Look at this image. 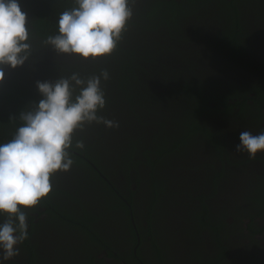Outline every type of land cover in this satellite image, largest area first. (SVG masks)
I'll return each instance as SVG.
<instances>
[{
	"label": "flooded vegetation",
	"instance_id": "1",
	"mask_svg": "<svg viewBox=\"0 0 264 264\" xmlns=\"http://www.w3.org/2000/svg\"><path fill=\"white\" fill-rule=\"evenodd\" d=\"M67 1L70 3H65L66 6L59 4ZM166 1L174 9H171ZM18 3L22 11L27 13L28 24L35 22L41 13L50 16L56 23L60 13L73 7V0H18ZM162 16H167L171 20L169 26L165 25L170 20L165 23L159 20ZM236 17L240 18L242 28L238 29V32L247 34V37L243 36L247 52L245 56L237 55L234 63L230 62L228 54L220 52L218 48L222 46L219 36L228 24L232 25V22L226 19ZM173 19H176L175 23ZM182 19L187 20L180 22ZM127 29L121 47L125 51H136L141 59L151 54L157 63L151 64L153 71L152 74H148L155 77L152 79V92L165 93L168 90L163 79L165 77L173 79L185 76L219 82H229L233 79L234 82H238L239 87L247 88L248 94L245 92V96L248 104L252 106L250 110L254 109L257 113L247 114L248 117L233 118L232 121L227 119L224 126L218 128L220 134L216 133L222 136L220 152L213 144L208 143L203 149L201 141H196L197 143L173 157L166 171L156 177L162 182L164 179L163 183L168 188L166 191L169 192L165 195L161 193L157 197L158 200L155 202L157 205L152 203L155 210H166L169 215L168 218L165 215L161 221V238L157 243L154 240L155 234L153 236L151 233L149 237L147 235L152 226L149 214L156 218L154 213L149 212L147 205L150 197L155 201L156 191L157 193L161 191L150 189L151 179L147 166L141 165L142 168L138 172L135 170L125 172L117 158L122 152H127L125 147L129 148L132 144L128 138L134 140L136 144H144L140 140V135L134 132L133 123L138 128L139 123L146 122L142 132L146 140L144 147L147 150L157 146L162 139L160 136L157 137L160 133L162 136L167 134L166 137H170L175 131L176 121L180 118L179 109H175L176 102L162 103L154 108L156 112L154 109L149 110L155 112V115L147 112L131 120L123 114L122 103L116 107L110 104L109 109L111 111L112 106V111L109 114L103 112L102 117L118 122L119 126L107 127L103 123L93 122L90 128L93 136L101 134L100 139L111 137L119 147L115 148L112 145L103 147L105 151L102 155L101 169L87 159L100 181L110 186L105 187L96 177L90 179L87 173L76 172L81 166L74 171L54 174L52 177L54 184L66 186L65 191L68 193H79V197L99 213L103 211L102 203L110 201L113 195L129 205L137 243L132 250L133 237L130 231L113 217L120 213L119 210H112L103 220L111 234L104 235L111 240V245L118 252L114 253L115 259L110 258L105 251L101 252L98 257L104 259L105 264H118L119 258L128 257L129 255H126L128 253H132L130 262L137 264H201L209 261L210 264H264V150L258 152L255 159H250L247 153L236 151L241 132L250 131L253 135H258L264 131V122L259 124L258 120V116L264 115V103L260 106L257 100L260 97L258 92L264 95V0H196L192 6L189 2L183 4L182 0H135L133 16L127 24ZM30 43L31 55L22 66L15 69L3 66L5 79L15 75L22 78L25 87L23 89L27 90L29 100L33 95L39 96L37 86L35 85L34 90L31 88L37 81H55L61 77H70L73 73L87 79L91 68L102 67L103 71L105 68H112V65L105 61L110 55L89 57L87 60L76 55L66 56L58 53L50 55V51L54 49L39 40H34L33 35L30 37ZM93 59L96 60V64L90 62ZM147 59L151 58L144 60ZM142 65L147 70L148 64L143 62ZM183 69L186 72H183ZM158 70L167 75L161 76ZM237 100L235 99V103ZM34 105L35 103L28 105L25 111ZM105 109L106 107L103 111ZM109 109L107 108V111ZM236 111L239 115L240 110ZM17 128L18 125L5 126L3 130L15 134ZM103 128L104 132L98 133ZM210 128L216 129L217 126ZM131 192L134 193L133 205H130L127 199ZM57 198L53 200L56 201ZM62 198L71 204L64 196ZM203 208L208 210L209 213L205 210L207 217L214 226L201 230L202 225H198V218L205 215L204 212H200L199 216L198 212ZM30 214L38 217L36 213ZM47 217V214H42L35 220L36 223L42 221L43 228L40 236H36L34 241L37 246L42 247L46 245L45 242H49L47 238H52L49 243L59 247L60 242L69 237L64 239L62 236L65 235L56 236L50 234V230L46 231L44 222ZM220 220L226 223L225 228L218 224ZM218 226L221 228L218 229ZM142 236H146L144 244L141 243ZM151 241L155 244L151 245ZM65 251L62 254L58 250L50 255L56 256L61 253V257H64L63 263L78 255L72 252V249ZM121 264H126L125 260H121Z\"/></svg>",
	"mask_w": 264,
	"mask_h": 264
},
{
	"label": "trees",
	"instance_id": "2",
	"mask_svg": "<svg viewBox=\"0 0 264 264\" xmlns=\"http://www.w3.org/2000/svg\"><path fill=\"white\" fill-rule=\"evenodd\" d=\"M182 1L183 4L189 2V5L192 6L196 0ZM65 3L70 2H60L59 4L66 6ZM167 4L171 9H174L169 3ZM179 6L183 7V5ZM159 20L162 23H165L170 19L167 16H162ZM184 20L187 19H182L180 22ZM226 20H230L232 25L228 26V24V27L226 26L224 28L225 31L219 36L222 46H220L218 50L222 53L228 54V56H230V62H234V58L237 57V55L245 56V53L247 52L246 46L243 43V36L247 37V34L244 32H238V29L242 30V28H240V18L236 17L235 19L230 18ZM32 21H34V19ZM172 21L175 23L176 19H173ZM170 24L171 20L168 21V24L165 26H169ZM28 26L31 35H33V39L36 41L39 40L41 43L47 38V36L58 34V21L55 23L50 16L43 13L38 16L35 22ZM126 32L123 33V39L125 35H127ZM123 39L113 53L110 54L109 59L105 60L110 66L112 65V68L104 67L109 73L108 80L105 81L101 78V88L105 93L106 109L104 111L103 109L99 110L97 115L102 116L103 112L109 114L112 111V106L116 107L118 104L120 106V103L123 104V114H126L129 120L134 117L139 118L143 113L147 112L155 115L156 111L154 108L160 106L162 103L172 104L176 102L177 106L175 109H179L180 118L176 121L174 133L170 137H166L167 134L162 136L160 133L157 137L160 136L162 139L156 147L153 146V149L147 150L144 147L146 140L142 128L146 125V122L139 123L140 126L138 128H136L134 126L135 123H133L134 132L140 135V140L143 141L144 144H136L134 140L128 138L127 140L132 144L129 148L125 147L127 152H122L117 158V161L122 167H124L123 169L125 172L129 170H135L138 172L142 168L141 165L147 166L149 177L151 179L150 189L161 191L160 193H157L156 191V195L154 196L156 197L155 201L153 200V197H150L151 199L148 200L149 203L147 205L149 212L156 215V218H153L152 215L149 214L151 218L149 219V222H151L150 224L152 226H150L147 235L149 237L151 233L153 236L155 234L156 236H154V240L157 243L161 238V221L165 215H167V218L169 215L166 210H155L152 207V203L157 205L155 203L158 200L157 197L161 193L165 195L169 192L166 191L168 188L167 185L163 183L164 179L162 182L158 178L156 179V177H158L161 172L166 171V168L170 164L169 161H171L173 157L179 153L181 154L183 150L195 144L196 141H201V147H203V149L204 146H207L209 143L213 144L215 146L214 148L220 152L219 146L221 145L220 141L222 136L216 133L218 132V128L223 127L227 119L232 121L233 118L238 119L237 117L241 116L248 117L247 114L257 112H255L254 109L250 110V107L252 106L248 104L247 97L245 96L247 88H243L244 86L239 87L238 82H234L233 79L229 82H219L204 81L194 77L190 78L185 76L173 77V79L171 77L172 80L165 77L163 79L166 81L165 86L168 90L165 93L157 91L152 92L151 84L153 83L152 79L155 77H150L148 74H152L153 71V69H151V64L157 65L154 61L155 58H153V55L148 54L141 59L138 57L136 51H125L123 47H121L123 44L120 45ZM146 58L151 59L144 60ZM101 59L104 62V59ZM90 62L95 63L96 60L93 59L90 60ZM143 62L148 64L147 70L143 66L144 64L142 65ZM89 71L88 75L99 76L103 70L101 67L99 69L91 68ZM158 71L161 76L167 75L161 70ZM182 71L186 72L184 69ZM88 75L86 76L87 78L90 77ZM36 84H32V90H34ZM23 88L25 89L24 81H22V78L17 75L9 79L3 78V80L0 81V144L8 142L14 136V134H10L11 132L9 133L8 131L3 130V127H14V125H18V127L21 126L19 119L20 114L25 112L28 105H31L32 103H35L36 105L42 98L39 93V96L33 95L31 100H29L27 90L24 91ZM78 90L79 89L77 88V92ZM241 91L242 93H240ZM254 92L257 93L258 91ZM120 93L122 96H120ZM258 93L260 97L257 100H259V104L262 106L264 103V95L262 92L261 94L260 92ZM235 99H238L236 103ZM240 99L242 101H240ZM110 104H112L111 111L109 109ZM107 108L109 111H107ZM152 109H154L155 112L149 111ZM237 109L240 110L239 115H237ZM263 118V114L258 116V120H260L259 124L264 122ZM214 126H217V128H210ZM104 130L105 128L98 133H103ZM163 132L164 131H162V133ZM100 137L101 134L95 136L92 135L90 125H87L85 129L75 133L73 137V146L69 149L73 160V164L69 171H74V169L77 170V168L81 166L76 172L87 173L90 179L96 177L100 181L97 172L93 169L92 164L89 163L87 159L101 169L100 164L103 163L102 155L105 151L103 147L109 145H112L115 148L119 147L118 144L114 143V140L111 137L108 139H100ZM78 141L83 142V149L75 146ZM52 177L50 179L52 191L49 195L42 198L41 202L34 208L24 209L27 215L28 239L20 244V254L8 261L0 259V264H105L104 259L98 257L101 252L105 251L110 258L114 259L116 257L114 253L118 252V250L111 245V240H108L104 235V233L111 234L110 230L108 228L106 229L103 220L109 216V213L112 210H119L120 213L113 217L123 224L124 228L130 231L133 237V250V247L137 243V238L130 216L131 210L126 202L118 196L113 195V198H110V201L102 203L104 206H101L103 211L99 213L90 206L89 203H86L81 199L79 193H68L65 191L66 186L54 184L55 182H53ZM102 184L105 187L110 186L106 182H103ZM128 187L130 189L131 184H129ZM132 195H134L133 192H131V195L127 198L130 205H133ZM63 196L69 200L71 204L67 203L62 198ZM55 198H57L56 201L53 200ZM41 209H45V211H42ZM201 210H199L198 215L200 216V212H204L203 215H205L198 218V225H202L201 230L214 226L213 222L207 217L206 211L208 212V210L206 208ZM30 213H36L38 214V217L33 216ZM42 214L48 215L44 222L46 231L50 230V234L56 236H59L60 234L65 235L62 236L64 239L65 237H69V239L67 238L63 241L59 240L61 241L59 247H55L52 243H49L52 241V238H47L49 242H45L46 245L42 247L37 246L35 243V237L40 236L43 228V222L36 223L35 220ZM6 218V214L0 213V223H3ZM218 224L223 225L224 228L226 227V223H224L223 220H220V223ZM217 228L220 229L221 227L218 226ZM121 229L123 230V228ZM139 229L140 228H138V230ZM218 229L215 230L216 233ZM145 239L146 236L141 237L142 244L145 243ZM43 241H46V239H43ZM155 242L151 241V245L155 244ZM65 249H72V252H76L78 255L70 258V261L66 263H63L64 257H61V253L56 256L50 255V253L57 252L58 250L63 254ZM65 253L68 255L66 251ZM126 255L129 256L124 257V259L119 258L120 261H118V264H121V260H125L126 264H137L130 262L129 260L132 253ZM133 260L135 261V259ZM210 263L211 261L203 262L201 264Z\"/></svg>",
	"mask_w": 264,
	"mask_h": 264
},
{
	"label": "clouds",
	"instance_id": "3",
	"mask_svg": "<svg viewBox=\"0 0 264 264\" xmlns=\"http://www.w3.org/2000/svg\"><path fill=\"white\" fill-rule=\"evenodd\" d=\"M134 4L135 0H73V7L59 15L58 34L47 36L43 43L58 54L85 60L110 55L127 31ZM28 25L18 0H0V81L3 66L15 69L31 55ZM101 78L109 79L107 70L87 79L73 73L55 81H37L42 98L20 114L22 125L12 139L0 144V213L7 215L0 223L3 261L17 257L18 246L28 239L24 209L34 208L49 195L54 174L70 170L75 133L93 122L119 126L97 115L106 104ZM239 139L236 151L250 159L264 150V131L258 135L243 131ZM75 146L83 149L84 144L78 141Z\"/></svg>",
	"mask_w": 264,
	"mask_h": 264
},
{
	"label": "rangeland",
	"instance_id": "4",
	"mask_svg": "<svg viewBox=\"0 0 264 264\" xmlns=\"http://www.w3.org/2000/svg\"><path fill=\"white\" fill-rule=\"evenodd\" d=\"M53 53H57V52L55 50L50 51V55H53ZM65 55L68 56L67 54H65Z\"/></svg>",
	"mask_w": 264,
	"mask_h": 264
}]
</instances>
